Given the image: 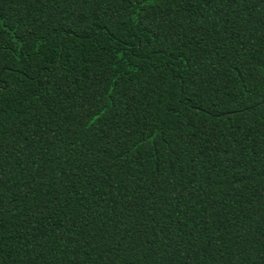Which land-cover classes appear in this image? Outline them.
Instances as JSON below:
<instances>
[{
	"label": "trees",
	"instance_id": "trees-1",
	"mask_svg": "<svg viewBox=\"0 0 264 264\" xmlns=\"http://www.w3.org/2000/svg\"><path fill=\"white\" fill-rule=\"evenodd\" d=\"M0 264H264V0H0Z\"/></svg>",
	"mask_w": 264,
	"mask_h": 264
}]
</instances>
